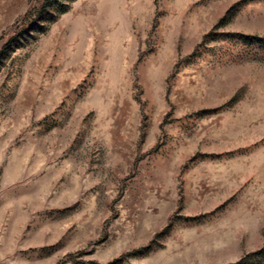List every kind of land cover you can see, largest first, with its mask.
Segmentation results:
<instances>
[{
	"label": "rangeland",
	"instance_id": "obj_1",
	"mask_svg": "<svg viewBox=\"0 0 264 264\" xmlns=\"http://www.w3.org/2000/svg\"><path fill=\"white\" fill-rule=\"evenodd\" d=\"M0 264H264V0H0Z\"/></svg>",
	"mask_w": 264,
	"mask_h": 264
}]
</instances>
